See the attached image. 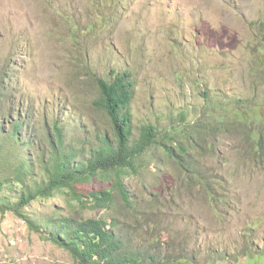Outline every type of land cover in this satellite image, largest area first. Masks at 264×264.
<instances>
[{
	"label": "rangeland",
	"instance_id": "obj_1",
	"mask_svg": "<svg viewBox=\"0 0 264 264\" xmlns=\"http://www.w3.org/2000/svg\"><path fill=\"white\" fill-rule=\"evenodd\" d=\"M261 49L264 0H0V78L40 112L61 115L75 139L85 134L79 127L108 128L94 105L97 81L127 70L135 81L137 131L147 123L160 130L180 128L181 112L188 114L190 127L201 128L205 91L214 102L225 103L219 97L224 95L253 103L264 93V85L258 89L252 77L264 57ZM263 74L258 77L264 79ZM242 131L238 126L208 134L213 148H200L199 137L180 136L189 159L208 175L211 196L188 181L163 149L146 154L138 173L126 179L143 213L138 217L148 218L139 223L136 242L148 244L152 226L158 243L196 264H236V255L247 248H264V153L258 159L247 153ZM93 188L113 187L99 180ZM69 202L61 194L33 209L42 215L57 208L70 215L76 201ZM149 202L158 205L154 211ZM150 211L158 215L151 218ZM80 214L136 226L119 197L109 213L80 209ZM247 234L251 237L245 239ZM225 253L229 259H222ZM0 264L77 263L67 250L31 232L24 220L0 212Z\"/></svg>",
	"mask_w": 264,
	"mask_h": 264
},
{
	"label": "trees",
	"instance_id": "obj_2",
	"mask_svg": "<svg viewBox=\"0 0 264 264\" xmlns=\"http://www.w3.org/2000/svg\"><path fill=\"white\" fill-rule=\"evenodd\" d=\"M260 51L264 53V49ZM255 67L252 77L256 75L255 85L261 89L264 79L258 73H264V57ZM5 78H0V137L4 135L0 138V212L13 213L24 220L31 232L67 250L77 264H196L183 252L172 254L171 249L158 243L152 226L146 238L150 245L136 242L138 225L148 218L138 217L143 213L133 200L126 179L138 173L140 161L150 150L163 149L165 156L180 166L186 179L196 181L207 195L211 193L208 175L191 160L190 149L180 136L199 137L201 141L197 143L204 148L206 144L211 146L208 134L228 132L240 126L246 152L257 159L264 153L263 92L261 97L255 95L253 103L246 97L235 100L219 96L224 103L218 98L214 102L205 91L207 102L202 114L205 121L201 128L190 127L186 122L188 114L181 112L180 128L160 130L147 123L137 131L132 112L134 77L128 70L118 72L114 78L97 81L99 98L94 105L110 125L104 132L97 127L90 130L79 127L85 134L75 139L69 137L68 125L63 124L61 115L50 118L40 112L31 100L19 96ZM24 132L28 134L23 135ZM77 134L81 133L77 131ZM99 180L112 182L113 188L94 190V182ZM61 194L70 199L69 203L76 201L72 214L65 215L55 208L54 214L41 215L33 209ZM118 197L135 218L134 230L120 225L114 218L85 219L80 214V209L109 213L115 209ZM148 204L152 211L158 206ZM149 215L152 218L158 214L150 211ZM151 218L150 223L154 222L153 228H157L159 223ZM249 237L250 234L244 236ZM226 254L222 259H229ZM236 257L239 260L236 264H264V248L255 251L249 247Z\"/></svg>",
	"mask_w": 264,
	"mask_h": 264
}]
</instances>
